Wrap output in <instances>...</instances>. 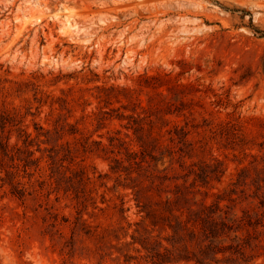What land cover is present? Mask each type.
I'll return each mask as SVG.
<instances>
[{
  "label": "rangeland",
  "instance_id": "rangeland-1",
  "mask_svg": "<svg viewBox=\"0 0 264 264\" xmlns=\"http://www.w3.org/2000/svg\"><path fill=\"white\" fill-rule=\"evenodd\" d=\"M0 107L38 158L16 178L0 169V264H151L140 242L159 249L168 233L151 232L128 186L138 137L163 152L157 170L171 152L167 177L188 204L219 193L223 210L264 221L252 184L264 171V0H0ZM214 159L220 181L186 177ZM157 188L143 199L174 186ZM259 231L242 235L243 254L160 258L264 264Z\"/></svg>",
  "mask_w": 264,
  "mask_h": 264
},
{
  "label": "trees",
  "instance_id": "trees-1",
  "mask_svg": "<svg viewBox=\"0 0 264 264\" xmlns=\"http://www.w3.org/2000/svg\"><path fill=\"white\" fill-rule=\"evenodd\" d=\"M14 131L18 140L12 143L10 139ZM150 135L148 136L150 137ZM20 139L24 149L18 145ZM138 140L141 142L139 145L141 149L128 152V159L132 160L135 165L134 167L130 165L125 168L128 170L127 174L133 182L128 186L133 191L139 212L143 214L142 221H148L151 226V232L157 228L159 231L168 233L163 239L165 243H162V240L159 241V249L149 246L148 241L145 239L140 242L147 255H151V264L175 262L176 260L165 261L160 257L162 255H177L175 252L177 249H183L186 252L183 255H208L209 252H212L213 255L224 254L225 252L243 254L248 243L239 242L242 239V235L244 233L247 236L252 233L255 236L258 235L261 233L259 227L264 229V221L259 217L253 219L251 214H246V212L240 217L236 213L231 214L228 213V210H223L220 202L224 198H221L219 193H212V195L217 197L215 203L206 204L203 202L198 208H194L193 203L188 204L187 193L185 194L177 182L179 177H167V170H175L172 165L173 162H171V152L166 155L170 157L169 164L157 170L158 161L164 159L163 152L162 156L157 158L152 150H148L144 139L138 137ZM32 141L31 133L22 124V120L16 121L14 112L0 107V169L5 170L6 175H12L13 178H16L20 175V172L26 173L31 164L38 161V158L33 157L34 151L29 149ZM49 156L51 157L52 155ZM214 160V163H206L203 167H199L197 169L198 172L193 169L195 165L191 164L192 171L186 174V177L192 173L194 175V184L197 181L202 184H208L212 177H217V180L220 181L225 169L222 163L217 159ZM163 164L164 161H161V165ZM181 166L182 163H179V167ZM133 173H136L134 178H132ZM255 174L252 184L255 187L254 196L259 200L256 207L263 208L261 214L258 210H255V216L260 214L264 217V192H261L263 193L262 199L259 197V192L262 188L264 189V171ZM167 180L173 183V190L162 191L165 194L164 196H162V192L158 193L155 200L148 199L145 201L143 199L144 196H151V191H158L160 188H157V186L164 184ZM143 181H147L149 185L143 184ZM20 185L21 183L17 179L13 184L11 193L21 197ZM231 190H229L230 197L228 200L233 201ZM225 240L238 242L236 244L223 245L222 243ZM258 240L260 241V239ZM189 248L195 250H190ZM195 263L201 264L197 258Z\"/></svg>",
  "mask_w": 264,
  "mask_h": 264
},
{
  "label": "bare ground",
  "instance_id": "bare-ground-1",
  "mask_svg": "<svg viewBox=\"0 0 264 264\" xmlns=\"http://www.w3.org/2000/svg\"><path fill=\"white\" fill-rule=\"evenodd\" d=\"M68 24V23H67ZM67 26V25H66Z\"/></svg>",
  "mask_w": 264,
  "mask_h": 264
}]
</instances>
